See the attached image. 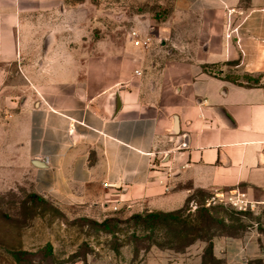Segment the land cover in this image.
<instances>
[{"label":"crops","instance_id":"0c3cea01","mask_svg":"<svg viewBox=\"0 0 264 264\" xmlns=\"http://www.w3.org/2000/svg\"><path fill=\"white\" fill-rule=\"evenodd\" d=\"M173 7L175 32L156 26L153 49L197 59L146 72L132 47L71 45L68 0H0V152L26 163L38 194L109 208L194 189L264 202V0ZM214 249L229 264L260 251L248 235Z\"/></svg>","mask_w":264,"mask_h":264},{"label":"rangeland","instance_id":"374dc122","mask_svg":"<svg viewBox=\"0 0 264 264\" xmlns=\"http://www.w3.org/2000/svg\"><path fill=\"white\" fill-rule=\"evenodd\" d=\"M68 1L79 20L72 21L71 45L132 47L143 54L146 72L153 63L197 59L153 49L161 46L156 26L163 27L165 37L175 32L176 23L169 22L173 0ZM134 32L142 41L150 39V47L135 45ZM256 197L194 189L161 208L148 203L60 206L35 191L29 167L13 150L0 152V264H19L12 255L18 251L26 253L22 264H229L215 253V239L244 235L260 249L249 264H264V202Z\"/></svg>","mask_w":264,"mask_h":264},{"label":"trees","instance_id":"16d2710c","mask_svg":"<svg viewBox=\"0 0 264 264\" xmlns=\"http://www.w3.org/2000/svg\"><path fill=\"white\" fill-rule=\"evenodd\" d=\"M238 77H240V76H238ZM244 77H247V78H249V80H258L257 78H254V77H251V76H249V75H244ZM200 191H203V190H200ZM158 215H160V216H168V217H172V218H174V219H180L181 217H180V215L179 214H176V213H174V212H160V213H158ZM48 252H52V250H51V246L49 245V247H48ZM47 252V253H48ZM24 254H26L25 252H22V251H18V252H14V253H12V255L14 256V258H15V260L19 263V264H22V256L24 255Z\"/></svg>","mask_w":264,"mask_h":264},{"label":"built area","instance_id":"2783aa9c","mask_svg":"<svg viewBox=\"0 0 264 264\" xmlns=\"http://www.w3.org/2000/svg\"><path fill=\"white\" fill-rule=\"evenodd\" d=\"M132 40L134 41L135 45L137 46H143L145 48H149L150 47V39H147L146 41H142L138 34L136 32H134L132 35Z\"/></svg>","mask_w":264,"mask_h":264},{"label":"water","instance_id":"95a60500","mask_svg":"<svg viewBox=\"0 0 264 264\" xmlns=\"http://www.w3.org/2000/svg\"><path fill=\"white\" fill-rule=\"evenodd\" d=\"M116 97H115V101H114V104H113V106H114L113 109L114 110H116L118 108V106H119V102H118ZM35 163H39L37 159L35 160Z\"/></svg>","mask_w":264,"mask_h":264}]
</instances>
